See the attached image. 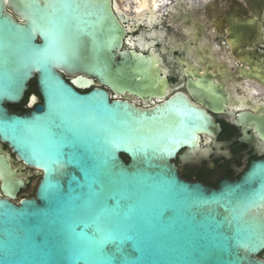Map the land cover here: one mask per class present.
Instances as JSON below:
<instances>
[{"label": "water", "instance_id": "obj_1", "mask_svg": "<svg viewBox=\"0 0 264 264\" xmlns=\"http://www.w3.org/2000/svg\"><path fill=\"white\" fill-rule=\"evenodd\" d=\"M124 36L112 0H0V142L40 174L14 201L22 182L0 154V264H264V157L217 188L186 180L171 160L202 110H146L64 77L131 88L148 57ZM31 80L41 102L11 109Z\"/></svg>", "mask_w": 264, "mask_h": 264}, {"label": "flooded vegetation", "instance_id": "obj_2", "mask_svg": "<svg viewBox=\"0 0 264 264\" xmlns=\"http://www.w3.org/2000/svg\"><path fill=\"white\" fill-rule=\"evenodd\" d=\"M112 1L125 29L122 48L148 57L145 76L122 90L82 73L65 74L66 80L80 92L103 87L110 99L146 110L171 106L183 111L182 97L208 122L197 121L195 141L187 140L172 158L179 174L212 188L239 180L252 161L264 157L263 0ZM240 27L246 43L236 46L233 33ZM82 78L93 83L83 87ZM40 102L30 83L13 110L26 112ZM0 154L22 182L14 201L34 196L38 171L18 160L6 143L0 142ZM257 257L264 260V248Z\"/></svg>", "mask_w": 264, "mask_h": 264}, {"label": "trees", "instance_id": "obj_3", "mask_svg": "<svg viewBox=\"0 0 264 264\" xmlns=\"http://www.w3.org/2000/svg\"><path fill=\"white\" fill-rule=\"evenodd\" d=\"M31 86L33 87V88H35V80H31ZM9 107L11 108V109H16L17 108V105H9ZM124 158H125V160L127 161V157L126 156H124Z\"/></svg>", "mask_w": 264, "mask_h": 264}]
</instances>
